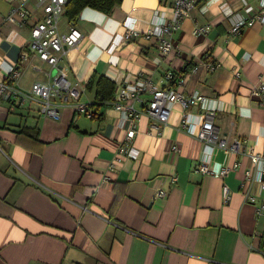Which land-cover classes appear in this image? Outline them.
Instances as JSON below:
<instances>
[{
  "label": "crops",
  "instance_id": "crops-1",
  "mask_svg": "<svg viewBox=\"0 0 264 264\" xmlns=\"http://www.w3.org/2000/svg\"><path fill=\"white\" fill-rule=\"evenodd\" d=\"M173 2L120 0L110 13L86 6L73 22L60 17V32L72 26L81 33L64 57L68 78L79 86L78 102L99 115L75 114L69 103L51 119L34 104L0 97V264H264V186L245 151L252 146L264 158V109L251 94L264 83V25L229 32L230 15L246 16L258 0L199 1L166 36L173 49L162 54L154 31L172 23ZM22 8L29 12L24 19L7 22L10 4L0 0V80L28 92L49 80L50 67L28 47L35 0ZM196 26L208 29L196 35ZM127 27L137 35L124 40ZM211 62L218 64L213 70ZM11 68L19 71L13 81ZM94 75L115 89L150 77L159 88L197 91L215 111L219 137L239 138L243 147L205 148L186 132L185 117L199 123L201 104L174 105L165 123L150 119L143 113L150 95L143 93L135 104L142 112L134 139L139 157L115 163L131 123L110 104L95 105V84L87 86ZM225 166L231 169L220 177ZM158 183L164 199L153 198Z\"/></svg>",
  "mask_w": 264,
  "mask_h": 264
},
{
  "label": "built area",
  "instance_id": "built-area-1",
  "mask_svg": "<svg viewBox=\"0 0 264 264\" xmlns=\"http://www.w3.org/2000/svg\"><path fill=\"white\" fill-rule=\"evenodd\" d=\"M10 4V9L5 17V21L17 23L28 15V11L22 6L28 0H6ZM68 0H35V8L38 11V17L31 27V38L28 42L29 49L36 53L38 58L49 65V80L45 83H35L30 91L24 92L13 86L11 81L0 80V97L6 99H16L17 105L24 106L34 104L40 114L51 118L60 117V107L69 103H74L75 114H84L86 117H92L93 112L87 105L78 102L80 89L78 84L72 83L68 78V68L65 65L64 57L68 51L77 46L81 33L74 27L70 26L68 31L60 32L59 19L65 12V6ZM201 0H174L172 6V23H160L154 34L158 39V47L162 54H167L173 49L172 41L166 36L180 27L181 22L190 17L192 10ZM244 5H247L244 1ZM230 34L237 35L244 27L259 22L264 25V0H258L255 8H252L246 16L231 14ZM207 26L194 27L193 34L206 32ZM137 35V31L132 27H127L123 32V39L129 40ZM21 56L27 58L28 53L22 52ZM207 68L213 70L217 63L211 62L206 64ZM197 67H193L191 72L194 73ZM9 80H15L19 76V71L15 68L9 69L7 73ZM237 75V72H236ZM168 79H173L171 72L167 73ZM189 74L178 76V83L182 85ZM150 95L143 113L150 119L165 123L168 120L170 110L174 105L180 106L182 110L189 106L201 104L206 111L201 115L200 122L197 124L190 123L184 115V128L186 132L198 138L204 144V147H219L224 150L235 153L242 149L243 143L239 138L228 141L226 138L219 137L213 119L215 111L207 108V97L195 91L189 95L182 92L179 87L176 88H159L150 77H137L133 82L119 84L115 89L110 105L120 114V119L129 121L131 127L126 131L123 142L118 149L115 163L121 158L126 157L130 160H136L140 151L135 147L134 139L137 134L136 120L142 114L135 108V104L141 102V94ZM251 94L258 96L260 104L264 109V83L251 87ZM173 151L178 150V145L172 147ZM245 151L250 161L256 166L255 180L264 186V158L262 155L255 153L252 146H245ZM111 163L109 168H115L116 164ZM202 172H208L204 165L199 168ZM231 167H222L217 175L220 177L226 175ZM216 173V172H215ZM248 175V172L245 173ZM108 178L104 177L103 181ZM176 177H172L174 182ZM160 181V180H158ZM166 191L160 183L154 186V199H164ZM228 188L223 185L222 200L225 203L228 200Z\"/></svg>",
  "mask_w": 264,
  "mask_h": 264
},
{
  "label": "trees",
  "instance_id": "trees-1",
  "mask_svg": "<svg viewBox=\"0 0 264 264\" xmlns=\"http://www.w3.org/2000/svg\"><path fill=\"white\" fill-rule=\"evenodd\" d=\"M120 0H68L65 6L64 14L70 22H73L78 12L88 6L103 13H110L118 4ZM95 84V105L103 107L110 104L115 84L105 76L95 77L91 76L87 86ZM93 116L99 115L98 110L92 111ZM92 116V117H93Z\"/></svg>",
  "mask_w": 264,
  "mask_h": 264
}]
</instances>
